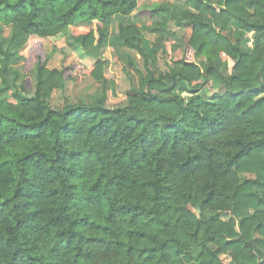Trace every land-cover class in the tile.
Listing matches in <instances>:
<instances>
[{
    "label": "trees",
    "instance_id": "1",
    "mask_svg": "<svg viewBox=\"0 0 264 264\" xmlns=\"http://www.w3.org/2000/svg\"><path fill=\"white\" fill-rule=\"evenodd\" d=\"M182 1L190 10L0 0V96H10L0 98V264H264V0ZM134 11L148 22L118 27L142 66L125 104L106 106L103 89L90 104L52 109L66 80L39 42L20 58L29 39L92 25L80 47L93 51V78L105 84L107 28ZM170 23L190 31L185 44L203 64L183 56L156 75L142 33ZM222 56L229 74L213 62ZM27 75L32 96L22 91ZM208 82L221 92L204 98Z\"/></svg>",
    "mask_w": 264,
    "mask_h": 264
},
{
    "label": "rangeland",
    "instance_id": "2",
    "mask_svg": "<svg viewBox=\"0 0 264 264\" xmlns=\"http://www.w3.org/2000/svg\"><path fill=\"white\" fill-rule=\"evenodd\" d=\"M225 0H213L214 7H221ZM162 3H171L177 5L183 10H190V7L182 0H138V8L142 6L155 7ZM148 22L146 18H139L136 11L128 17L116 18L107 28V39L103 56L107 59V64L103 71L105 84L102 81H95L92 75L93 60L91 58L93 51L89 53L81 49V43L85 32L92 29V25L86 23H77L75 27L69 28L61 35L54 39H38L31 37L25 48L19 53L21 59H28L29 49L33 43L39 42L48 58L47 67L49 69H57L63 71L65 77V86L63 90L56 89L50 99L49 105L52 109H62L68 104H90L96 96L102 94L105 90L106 106L114 107L123 105L126 102V94L132 88L138 85V75L135 68L142 70L139 57L127 51L117 38L118 27L137 23L144 25ZM229 32L234 31V26L230 27ZM226 30V32L228 33ZM190 31L174 23H170L164 33H154L144 31L142 33V46L149 57V67L153 72L158 74L167 73L179 59L183 56L192 62L202 66L203 59L195 57L192 51L186 46L185 41L189 37ZM241 47L243 51L249 52L252 48L251 37L245 38ZM132 62L133 67L129 65ZM214 64L219 69L230 73L233 65L231 59L222 56L215 59ZM22 61L17 64L20 68ZM104 86V88H103ZM35 84L32 75H27L22 82V91L27 96L34 93ZM221 88L215 82L204 84L200 90V95L204 98H211L213 95L220 93ZM186 97V95H183ZM0 98L10 99L8 93L0 96ZM253 176H239L242 183L246 178ZM188 209L198 218L205 217V213H201L199 209L189 206ZM220 219L223 221L235 220L231 214H222ZM237 229V228H236ZM238 230V229H237ZM200 249L192 251V256L196 257ZM224 264H233L229 257H221Z\"/></svg>",
    "mask_w": 264,
    "mask_h": 264
}]
</instances>
